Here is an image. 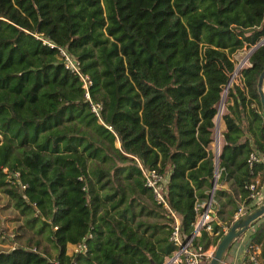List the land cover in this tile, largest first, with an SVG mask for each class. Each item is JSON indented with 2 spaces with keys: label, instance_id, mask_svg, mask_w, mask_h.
Returning a JSON list of instances; mask_svg holds the SVG:
<instances>
[{
  "label": "trees",
  "instance_id": "16d2710c",
  "mask_svg": "<svg viewBox=\"0 0 264 264\" xmlns=\"http://www.w3.org/2000/svg\"><path fill=\"white\" fill-rule=\"evenodd\" d=\"M262 38L264 0H0L1 206L19 222L10 239L0 230L11 242L0 264H161L175 249L171 217L139 163L166 177L184 238L218 168L248 204L247 155L264 151V41L227 88L217 155L211 143L236 61ZM59 48L88 74L102 121ZM222 195L218 234L194 244H216L232 223L222 207L232 214L238 197ZM248 228L264 255V214Z\"/></svg>",
  "mask_w": 264,
  "mask_h": 264
},
{
  "label": "built area",
  "instance_id": "2783aa9c",
  "mask_svg": "<svg viewBox=\"0 0 264 264\" xmlns=\"http://www.w3.org/2000/svg\"><path fill=\"white\" fill-rule=\"evenodd\" d=\"M59 52L62 56L65 67L75 73L81 81L82 87L84 88V95L89 100L90 110L97 117L98 121H102L100 116L101 104L90 99L89 85L91 84V80L88 74L80 69L78 60L65 48H59ZM246 59L247 58H244L242 62L239 60L238 65L236 66V73L242 65L248 63ZM245 60L246 62H244ZM222 108L220 110V114L222 112ZM105 125L112 130L111 125ZM218 138L219 134L216 132L215 140L217 145ZM216 153H218V148L216 149ZM246 162L249 171L252 174L249 181L245 184L247 189V198H249L250 202L248 204L242 202L237 206L233 214V220L264 200V151L250 150L247 155ZM139 166L145 177L146 184L152 187L157 203H160L171 217L172 228L169 238L175 244V249L161 264H206L209 258L213 255L215 246L203 248L200 244H194V237L198 236L202 229H212L211 194L208 200H206L205 203H202L203 210L199 213L196 212L195 219L192 223L193 230L191 234L184 238L181 230L180 216L174 209L171 208L164 194L163 184L166 177L155 169L144 168L140 163ZM84 247V243H78L74 245L73 249L84 250ZM221 264H263L261 259V244L257 242L246 243L243 246L238 259L234 261H225L223 259Z\"/></svg>",
  "mask_w": 264,
  "mask_h": 264
},
{
  "label": "crops",
  "instance_id": "0c3cea01",
  "mask_svg": "<svg viewBox=\"0 0 264 264\" xmlns=\"http://www.w3.org/2000/svg\"><path fill=\"white\" fill-rule=\"evenodd\" d=\"M248 52H246L247 54ZM246 62V61H245ZM247 64V63H245ZM235 81H238V79L235 78ZM263 89H264V84H263ZM225 98V96H224ZM223 107H224V102H223ZM223 111V108H222ZM214 121H215V125H214V138L213 141L211 143V150L212 152L216 155V149L218 148V152L220 150V147L222 145V132L225 129V122L220 116H215L214 117ZM218 132L219 134V138H218V145L216 144V140H215V133ZM220 176V168L217 169L216 173L214 174V178H215V183L213 184V179H212V185L208 190V196L200 199L197 203H196V212L199 213L203 210V206L202 203H205L206 200H208L210 194L212 196V203H211V208H212V226L217 223H221L223 220L222 218H220V216L217 214V209L220 208V203L225 199V196L222 195L220 197V201L214 198V191L216 188H219L221 190H225L226 192H228L229 194H231L232 196L238 197V203L237 206L239 204H241L242 202H244L243 199H241V197L243 196L241 191L239 190V186L237 185V183L230 177V178H225V177H221ZM239 192V193H238ZM238 193V194H237ZM225 211L222 213L224 216L223 218L226 219L228 216H233L234 212L231 214V205L230 204H225L222 207ZM230 211V212H229ZM228 215V216H227ZM224 222V221H223ZM222 224V223H221ZM225 230H227V226H223L222 227ZM249 228H247L241 235H239L237 238H235L233 240V242L231 243V245L229 246V248L226 251V254L229 255V260L230 261H234L236 259L239 258L241 252H242V248L243 246L247 243V237H248V233L247 230ZM203 230V229H202ZM206 234L210 237V240L216 235L218 234V231H215L214 229L211 230H205ZM200 234V233H199ZM203 248H210L213 247L215 244L213 242H210L209 244H207L206 246H203L202 244H200ZM74 248V245L69 243L67 245V251L71 252ZM261 259H262V263L264 264V255H261Z\"/></svg>",
  "mask_w": 264,
  "mask_h": 264
},
{
  "label": "water",
  "instance_id": "95a60500",
  "mask_svg": "<svg viewBox=\"0 0 264 264\" xmlns=\"http://www.w3.org/2000/svg\"><path fill=\"white\" fill-rule=\"evenodd\" d=\"M263 41H264V38H262L257 44H255L248 51V53L246 54V56L244 58H248L250 51L253 48H255L258 44L262 43ZM244 58H242L240 60V62H242L244 60ZM236 70H237V67L230 74L229 80L226 83L225 88L222 92V99L218 105V109H217V113H216L217 116H220V110L223 106L225 93H226L227 88L233 79V76L236 73ZM263 84H264V69L259 74L258 82H257V88H258V92L260 95V102H261V107H262L263 116H264V89H263ZM217 154L218 153H216V155ZM214 183H215V178L213 179V184ZM263 214H264V200L262 202H260L258 205H256L255 207H253L252 209L248 210L247 212H245L244 214L239 216L238 218H235L232 221V223L230 224V226L227 228V230H225L223 235L219 238V240L215 246L213 255L209 258V260L207 261L206 264H221V262L224 258V255H225L227 249L229 248V246L231 245V243L233 242V240L235 238H237L239 235H241L249 226H251L255 222H257Z\"/></svg>",
  "mask_w": 264,
  "mask_h": 264
},
{
  "label": "rangeland",
  "instance_id": "374dc122",
  "mask_svg": "<svg viewBox=\"0 0 264 264\" xmlns=\"http://www.w3.org/2000/svg\"><path fill=\"white\" fill-rule=\"evenodd\" d=\"M245 56H246V52H242V56L236 61V66L238 65L239 60L241 58H244ZM235 76L236 75H234V77ZM234 77H233V79H234ZM116 144H118V142H116ZM4 202H5V198L2 197L1 192H0V230L3 227L4 229H2L3 231H1V234L3 232H6L7 235H5V237H7L8 239H10L14 235V233H15V227L17 226V224H19V222L13 220V217H18V212L17 211L15 212L14 210L10 209V207H2L1 205ZM4 217H6V218H4ZM18 220H21V218H19ZM25 228H28V226L25 227ZM27 230L30 233L33 234V232L31 230H29V229H27ZM1 234H0V249L9 248V245H10L11 242L9 240H2ZM42 244L43 245H46V247H47V249L49 251H52L53 253L56 252V249H55V247H53V245H51V244H49L47 242H44V241H42ZM216 244L214 246H216ZM223 259L225 261H230L229 260V255H227V254H225V256H224Z\"/></svg>",
  "mask_w": 264,
  "mask_h": 264
}]
</instances>
